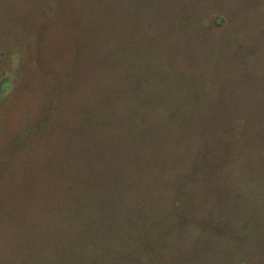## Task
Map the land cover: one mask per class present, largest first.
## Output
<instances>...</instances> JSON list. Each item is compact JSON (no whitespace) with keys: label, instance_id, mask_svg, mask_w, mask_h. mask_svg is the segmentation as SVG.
<instances>
[{"label":"trees","instance_id":"1","mask_svg":"<svg viewBox=\"0 0 264 264\" xmlns=\"http://www.w3.org/2000/svg\"><path fill=\"white\" fill-rule=\"evenodd\" d=\"M207 8L0 0V264H264V65L187 71Z\"/></svg>","mask_w":264,"mask_h":264},{"label":"rangeland","instance_id":"2","mask_svg":"<svg viewBox=\"0 0 264 264\" xmlns=\"http://www.w3.org/2000/svg\"><path fill=\"white\" fill-rule=\"evenodd\" d=\"M208 7L210 17L222 15L225 23L212 30H203L202 35L191 39V46L198 54L193 60H182L186 69L206 78L230 74V67L235 66V75L245 79L247 72L254 73L252 66L264 65V0H200ZM188 37L184 42H188ZM190 42V41H189ZM220 60H234L221 76ZM248 60V63L247 61ZM264 72V69L263 71ZM226 80L225 78H223ZM233 84L236 79L232 78ZM255 82V81H253Z\"/></svg>","mask_w":264,"mask_h":264}]
</instances>
